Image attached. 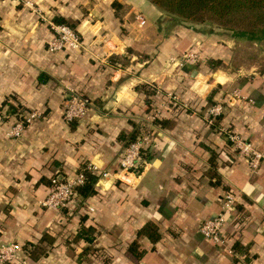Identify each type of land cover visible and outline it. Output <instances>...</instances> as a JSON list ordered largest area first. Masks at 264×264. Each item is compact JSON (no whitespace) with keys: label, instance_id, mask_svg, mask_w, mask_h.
Segmentation results:
<instances>
[{"label":"crops","instance_id":"0c3cea01","mask_svg":"<svg viewBox=\"0 0 264 264\" xmlns=\"http://www.w3.org/2000/svg\"><path fill=\"white\" fill-rule=\"evenodd\" d=\"M56 17L75 21L79 48L48 49ZM237 39L150 0H0V106L43 113L15 138L6 133L11 120L0 122V240L31 248L26 264H264V158L252 171L226 136L236 132L264 155V72L206 62L229 63ZM186 50L199 62L180 63ZM142 83L155 84L149 107L162 110L166 125L148 121ZM67 86L90 101L80 119L62 116ZM212 90V101L223 103L213 125L202 106ZM169 91L179 100L166 103ZM143 121L150 142L120 179L118 134ZM88 163L109 172L98 176L95 194L59 209L39 204L51 176ZM229 188L237 201L224 242L214 243L199 225ZM148 220L159 232L154 241L136 236ZM81 223L95 228L91 242L73 240ZM133 239L145 249L136 259L126 253Z\"/></svg>","mask_w":264,"mask_h":264},{"label":"built area","instance_id":"2783aa9c","mask_svg":"<svg viewBox=\"0 0 264 264\" xmlns=\"http://www.w3.org/2000/svg\"><path fill=\"white\" fill-rule=\"evenodd\" d=\"M136 18L140 23L145 22V18L142 14H136ZM51 28L54 31L53 38L48 42L49 50H60L64 47L79 48L81 45L80 35L76 28L72 27L66 22H52L50 21ZM180 63L186 62L195 64L199 60L197 52L193 50H186L179 55ZM67 95L64 100L62 109V116L66 121L77 120L82 118L89 110L90 101L80 91L76 90L71 86L66 87ZM166 103L169 101L177 100L176 92H166ZM223 111V103L216 101L209 105L205 114V119L208 122H212L217 115ZM162 112L158 107H154L150 115L147 116L148 121L153 123V118L158 116ZM38 110H27L24 114L15 118L10 122L6 133L10 137H19L23 131L31 125V123L39 115ZM15 115V113L7 112V105H3L0 108V122L6 121L5 118ZM228 138L233 148L242 156L246 158L252 171H255L262 158L263 153L257 149L254 144L240 136L236 132H229ZM151 139V132L149 129L141 130L137 137L130 141L123 149V152L119 159V169L116 174L120 179H127V175L135 171L136 163L140 157V153L145 148ZM87 168L96 170L95 165L88 163ZM102 176H108V171H101ZM84 173L81 170H77L75 173L66 175L65 177L51 176L48 186L47 193L44 197L39 199V204L45 205L53 209H59L76 196V186L83 183ZM237 201V192L232 188L224 191L222 195L221 209L216 212L213 216L208 217L201 221L199 230L203 236L211 239L214 243H222L225 238L222 234V226L227 219V214L235 207ZM92 209V207H89ZM23 247L22 243L16 240H0V261L2 262H16L25 261L22 257Z\"/></svg>","mask_w":264,"mask_h":264},{"label":"trees","instance_id":"16d2710c","mask_svg":"<svg viewBox=\"0 0 264 264\" xmlns=\"http://www.w3.org/2000/svg\"><path fill=\"white\" fill-rule=\"evenodd\" d=\"M158 8L163 10L169 15L179 17L184 21L190 22H209L213 23L216 26L232 31V33L237 37H243L251 41H259L264 39V0H150ZM57 22H66L75 28V21L66 20L61 17H56L54 19ZM236 50L233 49L232 56L229 60V63L224 62L221 58H208L206 60L207 64L211 68L216 67H232L237 69L240 67H248L240 63L237 60L235 55ZM115 56V55H112ZM118 57V56H116ZM199 62V61H198ZM197 62V63H198ZM260 71H263L264 68L258 67ZM136 88L144 90L145 102L148 107H146L147 116L151 114L152 110L150 109L151 97L156 93V86L153 83H142L136 85ZM215 90H212L210 95L207 97L203 107L211 105L214 103L212 101V93ZM6 103V102H5ZM3 103V104H5ZM209 107V106H208ZM7 108L9 112L15 113L17 110L11 104L8 103ZM207 112V109H206ZM220 115V114H219ZM217 115L216 118L219 116ZM160 113L158 116L153 118L154 123L160 125H166L168 120L165 119ZM147 121V120H146ZM146 121L141 122L142 125H145L139 130V126L135 123L133 124L132 130L127 134L126 132H120L118 138L126 146L130 141L134 140L141 130H147L148 127ZM212 125L214 122L211 123ZM231 132V131H230ZM228 133H226L227 139ZM230 142V140H229ZM231 143V142H230ZM87 164H82L78 168L84 173V181L81 184L76 186V195L82 197H87L93 195L97 192L96 181L100 172L91 170L86 167ZM83 218V217H82ZM81 218V219H82ZM83 220V219H82ZM95 228L92 225H85L81 223L78 227L77 232L74 234L73 240H78L83 238L87 242H91L94 235ZM145 235L150 238L152 241L156 240L159 237V232L157 231L156 224L148 220L146 221L136 233L137 238L139 236ZM85 248L82 249L84 252ZM145 252L144 248L139 246L137 239H133L126 247V253L132 258L136 259L143 255Z\"/></svg>","mask_w":264,"mask_h":264},{"label":"rangeland","instance_id":"374dc122","mask_svg":"<svg viewBox=\"0 0 264 264\" xmlns=\"http://www.w3.org/2000/svg\"><path fill=\"white\" fill-rule=\"evenodd\" d=\"M234 49L236 50L235 55L237 57V60L240 63L244 64L245 66H248L247 68L246 67H240V68L253 69L256 72H261V73L264 72V70L260 71L258 69V67L264 68V39L259 40V41H251V40L245 39L243 37H238V39L236 40V42L234 44ZM178 100H179V97L177 98L176 101H178ZM2 106H0V108ZM31 110H38L40 112V114L37 115L36 118L43 114L42 111L38 108L29 109V111H31ZM8 111H9V109L7 108V112ZM19 112L22 115L26 111H19ZM10 113L12 114V112H10ZM21 115H18V114L12 115V116L10 115V117L5 118V120L6 121L11 120L12 121L14 119V117L19 118V116H21ZM40 205H42V204H40ZM42 206H45V205H42ZM22 246H23V250H22L21 254L23 257V254L27 253L29 251V249H31V248H28L25 245H22ZM0 262H2V261H0ZM8 263H13V262H8ZM21 264H23V263H21ZM24 264H26V263H24Z\"/></svg>","mask_w":264,"mask_h":264}]
</instances>
